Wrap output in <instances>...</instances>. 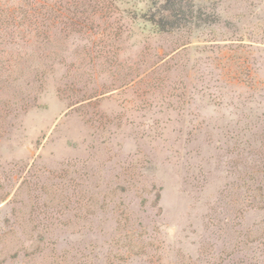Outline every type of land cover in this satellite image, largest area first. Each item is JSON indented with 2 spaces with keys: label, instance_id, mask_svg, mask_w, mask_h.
Here are the masks:
<instances>
[{
  "label": "rangeland",
  "instance_id": "obj_1",
  "mask_svg": "<svg viewBox=\"0 0 264 264\" xmlns=\"http://www.w3.org/2000/svg\"><path fill=\"white\" fill-rule=\"evenodd\" d=\"M34 2V44L0 19V264H264V0Z\"/></svg>",
  "mask_w": 264,
  "mask_h": 264
},
{
  "label": "trees",
  "instance_id": "obj_2",
  "mask_svg": "<svg viewBox=\"0 0 264 264\" xmlns=\"http://www.w3.org/2000/svg\"><path fill=\"white\" fill-rule=\"evenodd\" d=\"M160 1H166L167 3H170L171 1L176 0ZM83 5L84 11L88 6H92L90 2L84 3ZM44 10L45 7H43L41 10V18H37L35 16L36 8L34 0H0V19L1 17L4 18V22L6 23L5 26H7L8 29L6 37H9L11 43L16 46H22L23 44H34V39L38 37L37 34L40 33L41 30H43V28L45 27V21L49 19H47V13H44ZM164 13L166 14H161V17L159 18L155 16L149 19V22L154 27L160 28V30L162 31H165L167 26L173 27V24L170 21V10L167 9L164 11ZM85 19L86 18H81V21H79L78 23H81ZM73 22H75V20L71 21L70 24ZM45 33L46 32H44V34ZM20 41H22L23 44H21ZM40 42H42V39L40 40Z\"/></svg>",
  "mask_w": 264,
  "mask_h": 264
}]
</instances>
